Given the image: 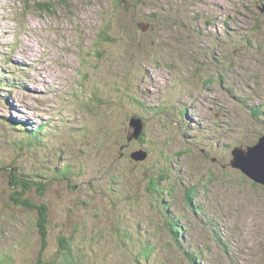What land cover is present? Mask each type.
<instances>
[{
	"label": "rangeland",
	"instance_id": "1",
	"mask_svg": "<svg viewBox=\"0 0 264 264\" xmlns=\"http://www.w3.org/2000/svg\"><path fill=\"white\" fill-rule=\"evenodd\" d=\"M263 2L0 0V263L264 264Z\"/></svg>",
	"mask_w": 264,
	"mask_h": 264
},
{
	"label": "water",
	"instance_id": "2",
	"mask_svg": "<svg viewBox=\"0 0 264 264\" xmlns=\"http://www.w3.org/2000/svg\"><path fill=\"white\" fill-rule=\"evenodd\" d=\"M259 10L264 12V5H259ZM143 123V124H142ZM131 125L134 128V131L129 134V141H132L133 139H139L141 138L143 131H144V121L142 119V121L140 119H134L131 122ZM244 151V148L243 150ZM238 152H241L239 148L236 149L235 154H238ZM139 154V153H138ZM249 155L248 160L250 162H252L253 160H255V165H256V169L254 170V173L252 175H249L252 179L254 178L255 180L261 182L264 184V135L261 136L257 142V144H255L252 147H248L247 148V152H243L241 155ZM145 157H141V159H144ZM238 165L237 167L239 168H243L239 161H238ZM241 165V166H240ZM246 170V169H245Z\"/></svg>",
	"mask_w": 264,
	"mask_h": 264
},
{
	"label": "trees",
	"instance_id": "3",
	"mask_svg": "<svg viewBox=\"0 0 264 264\" xmlns=\"http://www.w3.org/2000/svg\"><path fill=\"white\" fill-rule=\"evenodd\" d=\"M259 5H264V2L263 3H260ZM259 5L258 6H256V8H257V10L260 12V15H264V12H262V11H260L259 10ZM161 10H159L158 12H160ZM175 11L176 10H174L173 11V13H171V14H169V12L170 11H168V9H167V11H166V14L167 15H161V16H159V15H153V16H157V17H164V18H167V17H169L170 16V18L172 19L173 18V16H174V13H175ZM207 82H209V83H211V84H213L214 82H213V79L212 78H209V79H206L204 82H203V84H206ZM6 85V84H5ZM15 121V120H14ZM15 125H17V124H15ZM15 125H13V126H15ZM18 127H15V128H17V129H20V130H26V129H24L23 127H22V125L21 126H19V125H17ZM40 130H41V128H39ZM39 129H37V130H35V131H32L33 133L34 132H39L40 130ZM143 140V139H142ZM12 174V173H11ZM12 178L13 177H16V175L15 174H12V176H11ZM17 179V181L18 182H22V180L21 179H18V178H16ZM26 207H28V208H30V209H35V211L38 213V215H39V217H40V219H39V222H38V227H39V229H40V232H41V234H42V237L44 238L43 239V241H45L46 240V225H47V214H46V208L44 207V206H39V205H36L35 206V204H32L31 202H29V201H24V202H22ZM172 232H174L175 234H177L176 233V231L175 230H173L172 229ZM178 235V234H177ZM179 240V239H178ZM43 254V252H41V255ZM40 262V264H42L41 262V260L39 261ZM1 264V263H0Z\"/></svg>",
	"mask_w": 264,
	"mask_h": 264
},
{
	"label": "bare ground",
	"instance_id": "4",
	"mask_svg": "<svg viewBox=\"0 0 264 264\" xmlns=\"http://www.w3.org/2000/svg\"><path fill=\"white\" fill-rule=\"evenodd\" d=\"M239 149H240V151L243 153V151H242V150H243V147H239Z\"/></svg>",
	"mask_w": 264,
	"mask_h": 264
}]
</instances>
